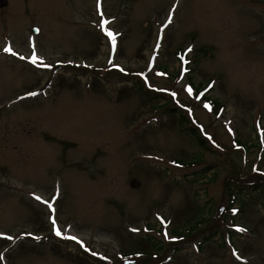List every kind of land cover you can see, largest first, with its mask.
<instances>
[{"label":"rangeland","instance_id":"obj_1","mask_svg":"<svg viewBox=\"0 0 264 264\" xmlns=\"http://www.w3.org/2000/svg\"><path fill=\"white\" fill-rule=\"evenodd\" d=\"M2 2L0 264H264V0Z\"/></svg>","mask_w":264,"mask_h":264},{"label":"snow or ice","instance_id":"obj_2","mask_svg":"<svg viewBox=\"0 0 264 264\" xmlns=\"http://www.w3.org/2000/svg\"><path fill=\"white\" fill-rule=\"evenodd\" d=\"M101 16H103V13H101ZM170 22H171V18H169V23ZM107 24H108V21L102 19V21H101V27H103L104 25H107ZM105 31H106L107 35L112 39L113 46H115V35L111 31H108L106 28H105ZM4 51L5 52H8V53H10L12 55H16V53L13 52L10 47L5 48ZM20 58L21 59H24V57H20ZM37 59L38 58H36L34 56L33 59L31 60V62L33 64H36L37 63ZM188 91H189V93H191L192 89L189 88ZM30 95H35V93H30ZM173 95H175V93H173ZM205 107H209V105H205ZM35 199L41 200V197L40 196H36ZM42 202L47 203V201H42ZM49 207H52L51 204H49ZM52 224H53V227H54V230H55L56 235L57 236H62L61 230L59 229V227H56V220L55 219L52 220ZM237 231L243 232V231H245V229L238 228ZM64 238L71 239V240H75V241H77V243H79V241L77 240V238L75 236H68V237H64ZM8 239H12V237H8ZM37 239H38V237H37ZM237 258L239 259V257H237ZM0 259H2V257H0Z\"/></svg>","mask_w":264,"mask_h":264},{"label":"water","instance_id":"obj_3","mask_svg":"<svg viewBox=\"0 0 264 264\" xmlns=\"http://www.w3.org/2000/svg\"><path fill=\"white\" fill-rule=\"evenodd\" d=\"M6 5H7L6 2H2V0H0V7H1V8H2V7H5ZM130 186H131L132 188H137V187L140 186V182H139L138 180L134 179V180H132Z\"/></svg>","mask_w":264,"mask_h":264},{"label":"trees","instance_id":"obj_4","mask_svg":"<svg viewBox=\"0 0 264 264\" xmlns=\"http://www.w3.org/2000/svg\"><path fill=\"white\" fill-rule=\"evenodd\" d=\"M215 104H216V103H215ZM184 122H185V121L182 120V123H184ZM198 134H199V133H198ZM203 140H204V139H203ZM205 142H206V141L204 140V144H203V142L200 140V143H201L202 147L207 149V146L205 145ZM177 233H178V232H177ZM178 234H180V233H178Z\"/></svg>","mask_w":264,"mask_h":264}]
</instances>
